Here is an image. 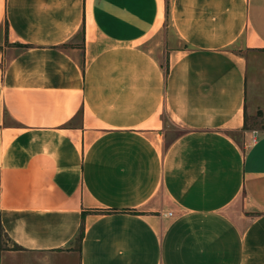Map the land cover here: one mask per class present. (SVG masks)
<instances>
[{
    "label": "crops",
    "instance_id": "obj_1",
    "mask_svg": "<svg viewBox=\"0 0 264 264\" xmlns=\"http://www.w3.org/2000/svg\"><path fill=\"white\" fill-rule=\"evenodd\" d=\"M263 55L264 0H0V264H264Z\"/></svg>",
    "mask_w": 264,
    "mask_h": 264
},
{
    "label": "rangeland",
    "instance_id": "obj_2",
    "mask_svg": "<svg viewBox=\"0 0 264 264\" xmlns=\"http://www.w3.org/2000/svg\"><path fill=\"white\" fill-rule=\"evenodd\" d=\"M262 61H263V63H264V55H263V59H262ZM261 67H262V64H261ZM264 124V123H263ZM11 262H14L15 260H17V258H15V257H11L10 259H9ZM18 260H21V259H19L18 258ZM11 264V263H10Z\"/></svg>",
    "mask_w": 264,
    "mask_h": 264
},
{
    "label": "trees",
    "instance_id": "obj_3",
    "mask_svg": "<svg viewBox=\"0 0 264 264\" xmlns=\"http://www.w3.org/2000/svg\"><path fill=\"white\" fill-rule=\"evenodd\" d=\"M82 238V232H81V234H80V236H79V240Z\"/></svg>",
    "mask_w": 264,
    "mask_h": 264
}]
</instances>
